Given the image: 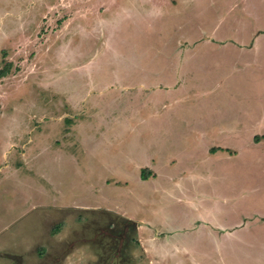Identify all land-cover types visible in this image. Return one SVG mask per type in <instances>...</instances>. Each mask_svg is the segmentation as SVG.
<instances>
[{
	"label": "rangeland",
	"instance_id": "rangeland-1",
	"mask_svg": "<svg viewBox=\"0 0 264 264\" xmlns=\"http://www.w3.org/2000/svg\"><path fill=\"white\" fill-rule=\"evenodd\" d=\"M243 1L0 0V229L109 205L176 232L172 263L264 264V0Z\"/></svg>",
	"mask_w": 264,
	"mask_h": 264
},
{
	"label": "crops",
	"instance_id": "crops-1",
	"mask_svg": "<svg viewBox=\"0 0 264 264\" xmlns=\"http://www.w3.org/2000/svg\"><path fill=\"white\" fill-rule=\"evenodd\" d=\"M241 1L244 5V1ZM235 7L233 3L232 8ZM203 41L209 44L210 39L206 36ZM227 42L240 49L246 47L234 40L228 39ZM72 121L71 118L65 119L64 123L70 126ZM75 125L74 121L72 126ZM68 134L65 129L61 144L55 147L71 156L64 146L65 142L68 143ZM18 161L20 165L15 168L16 171L10 172L9 169L8 172L32 175L44 185L46 194L47 179L33 175L34 171L24 169L25 161ZM143 168L146 169H141V177H155L152 168ZM32 213L40 216L31 222L32 216L29 215ZM129 213L109 205L94 206L80 202L71 206L35 205L25 216H17L10 225L6 224L0 229V234L7 232L9 239L19 240L16 245H7V248L0 244V264H174L173 256L180 250L174 241L176 232L162 228L153 230L143 221L144 218ZM17 224L23 230H12Z\"/></svg>",
	"mask_w": 264,
	"mask_h": 264
},
{
	"label": "trees",
	"instance_id": "trees-1",
	"mask_svg": "<svg viewBox=\"0 0 264 264\" xmlns=\"http://www.w3.org/2000/svg\"><path fill=\"white\" fill-rule=\"evenodd\" d=\"M1 76L3 77V76H5V75L2 74Z\"/></svg>",
	"mask_w": 264,
	"mask_h": 264
}]
</instances>
